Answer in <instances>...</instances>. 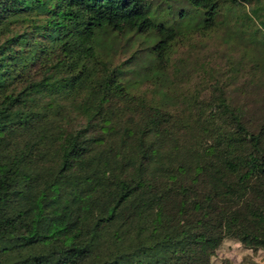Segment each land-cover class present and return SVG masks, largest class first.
<instances>
[{
    "label": "trees",
    "instance_id": "obj_1",
    "mask_svg": "<svg viewBox=\"0 0 264 264\" xmlns=\"http://www.w3.org/2000/svg\"><path fill=\"white\" fill-rule=\"evenodd\" d=\"M225 241L264 257V0H0V264Z\"/></svg>",
    "mask_w": 264,
    "mask_h": 264
},
{
    "label": "rangeland",
    "instance_id": "obj_2",
    "mask_svg": "<svg viewBox=\"0 0 264 264\" xmlns=\"http://www.w3.org/2000/svg\"><path fill=\"white\" fill-rule=\"evenodd\" d=\"M197 42L198 41H196L197 47L194 49V54L199 52L198 50H201ZM249 260L257 264H264V257L262 254L258 252L252 253L250 251H245L238 243L233 241H225L216 252L214 264H227V261L231 262L232 264H241V262L247 263Z\"/></svg>",
    "mask_w": 264,
    "mask_h": 264
}]
</instances>
